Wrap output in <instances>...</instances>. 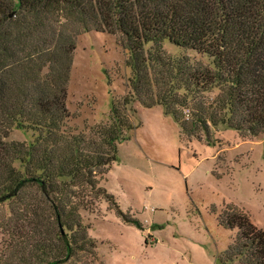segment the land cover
Instances as JSON below:
<instances>
[{
	"label": "trees",
	"instance_id": "trees-1",
	"mask_svg": "<svg viewBox=\"0 0 264 264\" xmlns=\"http://www.w3.org/2000/svg\"><path fill=\"white\" fill-rule=\"evenodd\" d=\"M118 38L127 51L131 99L161 106L184 135L231 129L264 137V0H0V232L3 264H69L95 256L81 217L104 201L101 181L135 130L128 102L90 132L68 127L77 40ZM168 42L208 62L174 57ZM186 111L191 122L186 121ZM15 130L32 142L11 141ZM106 180V179H105ZM219 225L237 232L223 264H264V230L230 208Z\"/></svg>",
	"mask_w": 264,
	"mask_h": 264
},
{
	"label": "rangeland",
	"instance_id": "rangeland-1",
	"mask_svg": "<svg viewBox=\"0 0 264 264\" xmlns=\"http://www.w3.org/2000/svg\"><path fill=\"white\" fill-rule=\"evenodd\" d=\"M164 50L193 61L208 59L168 42ZM128 53L117 37L88 33L77 40L68 85V127L77 132L108 124L114 103L128 102L135 130L119 144L118 161L101 181L120 208L101 201L81 217L96 242L95 256L69 264H223L237 232L218 217L236 208L264 230V137L244 141L231 129L184 135L161 106L131 99ZM191 122V114H185ZM35 134L15 130L11 141ZM106 179V180H105ZM10 215L0 207V223ZM0 232V264L4 241Z\"/></svg>",
	"mask_w": 264,
	"mask_h": 264
},
{
	"label": "built area",
	"instance_id": "built-area-1",
	"mask_svg": "<svg viewBox=\"0 0 264 264\" xmlns=\"http://www.w3.org/2000/svg\"><path fill=\"white\" fill-rule=\"evenodd\" d=\"M186 114H189V111H186Z\"/></svg>",
	"mask_w": 264,
	"mask_h": 264
}]
</instances>
